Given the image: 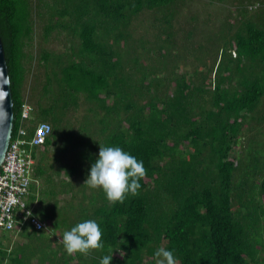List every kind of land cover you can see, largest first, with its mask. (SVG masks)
Wrapping results in <instances>:
<instances>
[{
  "label": "trees",
  "instance_id": "16d2710c",
  "mask_svg": "<svg viewBox=\"0 0 264 264\" xmlns=\"http://www.w3.org/2000/svg\"><path fill=\"white\" fill-rule=\"evenodd\" d=\"M241 1L237 18L229 16L228 29L211 38L215 59L208 47L195 46L190 54L200 64L187 73L168 60V32L183 0H52L45 38L60 28L71 46L43 51L39 60L32 0H0L13 136L25 127L30 140L37 121L52 126L40 146H27L35 161L31 191L69 195L60 209L44 208L42 230L19 218L14 247L7 245L11 236L0 237V264H100L112 253L111 264H155L160 247L178 264H264V134L238 155L243 138L264 124V1L256 0L263 10L250 18ZM145 12L161 13L167 25L148 50L156 54L151 67L138 52L143 41L132 39ZM39 68L44 72L33 75L29 93L36 111L27 122L24 89ZM81 107L87 113L76 128L69 116ZM60 142L61 153L52 155ZM99 145L121 147L147 170L139 194L123 204L84 184ZM89 219L100 225L104 247L68 255L63 233Z\"/></svg>",
  "mask_w": 264,
  "mask_h": 264
},
{
  "label": "rangeland",
  "instance_id": "374dc122",
  "mask_svg": "<svg viewBox=\"0 0 264 264\" xmlns=\"http://www.w3.org/2000/svg\"><path fill=\"white\" fill-rule=\"evenodd\" d=\"M238 1L239 0H183V2L180 3V7H177V9L175 10V15L172 22L173 28L168 32L173 34L170 42L171 56L170 58H168L169 62L173 65L178 66L181 72H194L196 65L200 63L194 58L192 54H190V50L197 45H202V47L205 48L208 47L207 56L210 57L211 60H214V54L210 55V52L212 50L215 51L214 47L212 46V43L215 42L211 38L217 36L222 29H228V23L226 21L229 16L232 18H237V7L240 4V2ZM241 2L243 4H246V6L248 7L252 4L257 3L256 0H243ZM52 3V0H32V13L36 22V48L34 54H36V58L38 60L41 57V53L43 51L60 53L66 50H70L71 46V40L67 38V34L65 33L66 31H63L60 28H56L51 33V36L48 39L45 38V27L49 22L48 13L50 11V8L47 4ZM262 10L263 9L249 10V18ZM162 17L163 15L159 12H145L134 21L132 26V39L143 41V45L139 46L138 52L139 54H143L142 60L148 64V67L154 65L157 66L155 61L156 54L150 53L148 50H150V48H155L154 46L159 37L160 27L162 26L165 28L167 26L166 23L162 20ZM54 20L56 23V19ZM161 37L165 39L166 35H161ZM77 48L78 46L76 45V49ZM202 52L203 50H201V52L199 51L200 55H202ZM35 63L37 67V62ZM170 67L171 65H169L167 68L162 69V71L160 72L157 71V75L161 76L162 74H166ZM37 72L43 73L44 68H39V70H35L33 73H30L24 89L25 101L28 104L32 105L34 108L36 107V105L34 100L29 98V93L33 75ZM85 113L87 112H85L84 107H81V109H79L78 111L76 109H73V112L70 114L69 118L75 122L76 128H78L80 120L82 121V115ZM38 123H40V121L36 122V124ZM257 125L258 124H256V127L252 131H250L242 140V144L245 145L238 153L241 158L244 157L245 153L247 152L245 147L246 145L247 147L249 145L247 144L248 140L253 141L254 138L257 140L262 139V136L264 134V124L263 127H261L262 125L260 126V130ZM69 136V132L63 133V136L60 139L62 143H64V140H66ZM73 136L76 141H79L81 139V137H77V134H73ZM62 143L60 142L55 148L57 150H54V148L51 150L53 151L52 155L58 156L61 153L58 147L60 148ZM255 147L256 146L253 145V149ZM67 182L70 183L69 180ZM65 198L68 199L69 195H66L64 199ZM71 210L72 208L67 209V211L70 213ZM42 211H44V209L38 212L40 216L43 215ZM16 239L19 240V237L17 236L12 240V242L10 241L7 243V245H9L11 249L12 247H14L13 243L14 241H17Z\"/></svg>",
  "mask_w": 264,
  "mask_h": 264
},
{
  "label": "clouds",
  "instance_id": "9594fccd",
  "mask_svg": "<svg viewBox=\"0 0 264 264\" xmlns=\"http://www.w3.org/2000/svg\"><path fill=\"white\" fill-rule=\"evenodd\" d=\"M146 174L143 161L121 147L99 145L98 158L92 163L84 184L93 189H102L110 203L123 204L128 194L132 196L139 194L141 187L139 181ZM102 236L100 225L95 220L89 219L65 231L62 241L68 255L75 253L88 255L91 250L104 247ZM154 258L155 264H178L173 252L164 247L155 251ZM112 259L113 253L104 256L100 264H111Z\"/></svg>",
  "mask_w": 264,
  "mask_h": 264
},
{
  "label": "built area",
  "instance_id": "2783aa9c",
  "mask_svg": "<svg viewBox=\"0 0 264 264\" xmlns=\"http://www.w3.org/2000/svg\"><path fill=\"white\" fill-rule=\"evenodd\" d=\"M260 7L261 5L256 3L250 5L249 9L256 10ZM34 113L35 109L32 105L23 104L22 119L24 121L33 120ZM51 132V124L41 122L30 140L27 138L29 133L25 127L19 129L16 137L13 136L0 169V232L14 231L19 218H23V223H28L36 230L46 227L28 204L35 161L27 146L31 148L40 146Z\"/></svg>",
  "mask_w": 264,
  "mask_h": 264
},
{
  "label": "water",
  "instance_id": "95a60500",
  "mask_svg": "<svg viewBox=\"0 0 264 264\" xmlns=\"http://www.w3.org/2000/svg\"><path fill=\"white\" fill-rule=\"evenodd\" d=\"M14 100L5 47L0 35V169L13 138Z\"/></svg>",
  "mask_w": 264,
  "mask_h": 264
},
{
  "label": "crops",
  "instance_id": "0c3cea01",
  "mask_svg": "<svg viewBox=\"0 0 264 264\" xmlns=\"http://www.w3.org/2000/svg\"><path fill=\"white\" fill-rule=\"evenodd\" d=\"M43 190H44V187H43ZM43 190H42V188H37V190L31 191V196L32 197L36 196V200H34L33 202L31 201L32 198H30V196H29V199L32 202V205H30V206L33 209V211L35 212V214L37 213L39 218H40V215L38 212H40V210L44 209L45 207L51 209V208L57 206V208L60 209L62 206L69 204L67 199L66 198L64 199V197L66 195L58 194L56 197L50 198L49 196L48 197L45 196L46 194L44 195ZM58 212H60V210H58L57 213ZM6 234L12 237L10 240H13L16 238V236L13 234V232H5V231L0 232V237L3 235H6Z\"/></svg>",
  "mask_w": 264,
  "mask_h": 264
}]
</instances>
